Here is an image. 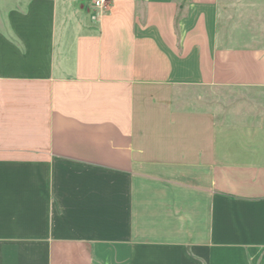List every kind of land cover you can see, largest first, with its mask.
<instances>
[{
    "label": "crops",
    "instance_id": "obj_1",
    "mask_svg": "<svg viewBox=\"0 0 264 264\" xmlns=\"http://www.w3.org/2000/svg\"><path fill=\"white\" fill-rule=\"evenodd\" d=\"M10 1L0 264H264V44L218 0Z\"/></svg>",
    "mask_w": 264,
    "mask_h": 264
},
{
    "label": "rangeland",
    "instance_id": "obj_2",
    "mask_svg": "<svg viewBox=\"0 0 264 264\" xmlns=\"http://www.w3.org/2000/svg\"><path fill=\"white\" fill-rule=\"evenodd\" d=\"M6 1L0 0V9L13 2ZM218 36L226 46L264 44V0H218ZM187 97H199L208 108L230 100L228 93L216 89H190Z\"/></svg>",
    "mask_w": 264,
    "mask_h": 264
},
{
    "label": "built area",
    "instance_id": "obj_3",
    "mask_svg": "<svg viewBox=\"0 0 264 264\" xmlns=\"http://www.w3.org/2000/svg\"><path fill=\"white\" fill-rule=\"evenodd\" d=\"M90 1L92 7L101 12L105 11L109 4V0H90Z\"/></svg>",
    "mask_w": 264,
    "mask_h": 264
}]
</instances>
